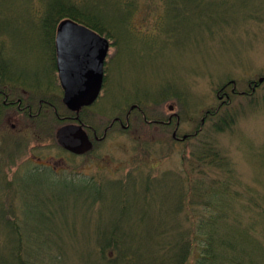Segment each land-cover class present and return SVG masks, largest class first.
<instances>
[{
    "label": "rangeland",
    "instance_id": "1",
    "mask_svg": "<svg viewBox=\"0 0 264 264\" xmlns=\"http://www.w3.org/2000/svg\"><path fill=\"white\" fill-rule=\"evenodd\" d=\"M30 1L0 0L3 34L0 37L10 58L7 65L19 72L18 79L34 76L43 84L50 81L51 99L57 100L61 91L56 85V72L52 70L51 39L38 25L39 14L52 0H32V4ZM92 1L104 4V0ZM86 4L92 6L94 2ZM108 8L113 46L105 64L104 89L90 110L100 135L105 128L101 124L107 126V120L120 118L122 113L125 122L126 112L134 105L141 110V113L133 112L134 119L144 116L151 122L167 120L177 114L180 138L195 134L199 128L202 131L196 133L194 139L176 143L172 139L175 120L173 128L163 130L147 124L142 117L140 124L134 121L131 131L123 133L113 129L104 141L96 143L97 151L90 158L98 162V167L90 158L65 157L61 173L75 177L76 172H80V176L96 177L98 185L107 180L104 185L113 184L104 190L102 205L93 200L92 194L85 193L81 185L70 186L64 181L52 183L39 174L27 173L22 185L30 194L27 203L32 206V214L47 212L43 202L53 203L51 207L58 212L55 228L48 233L51 239L43 244V248H49L61 259L58 264H100L98 250L106 237L104 234H109L116 226L128 237L125 241L136 250V257L139 250L141 264H147V258L150 259L151 251L155 253L154 247L159 242L167 237L178 238V226L183 224L184 216H188L186 208L182 215L175 209L181 198V183L187 186L182 161L196 150L197 137L206 136L208 144L221 152L229 166L207 168L206 173L199 175L196 171L189 172L191 184L196 179L204 182H210L211 178L225 179L233 170V175L239 176L245 185L264 189V83L252 92L254 83L264 78V0H128L126 6L119 0H110ZM120 8L124 11L121 18ZM130 11H134L132 16H126ZM121 19L127 20L120 24ZM231 82L236 84L239 94L236 97L230 93ZM225 86L224 94L228 97L220 99ZM21 89L33 91L27 87ZM171 106L173 111H170ZM227 109L237 115L236 123L230 130L217 133L214 125L219 119L207 117L208 113L223 114ZM5 139L20 146L4 152V160L14 166L3 170L2 175L18 171L21 177L28 166L39 167V171L42 166L37 158L50 166L49 171L61 166L57 165L64 155L53 137L39 143L31 136ZM6 146L3 144L2 151ZM31 157L35 163L29 162ZM128 176L132 178L127 181L134 178L136 181L126 187L124 199L128 200L130 209L122 215L120 188L113 182ZM51 177L56 179L57 176ZM145 181L153 187V197L146 199ZM12 185L14 183H9L8 179L0 183V209L5 219L13 218L12 210L14 218L19 220L23 210L20 190ZM194 211L192 205L193 214ZM121 215L124 220L118 219ZM158 226H166L169 232L154 231ZM8 245L12 244L6 240V232L0 225V253ZM107 253L114 257L111 249Z\"/></svg>",
    "mask_w": 264,
    "mask_h": 264
},
{
    "label": "trees",
    "instance_id": "2",
    "mask_svg": "<svg viewBox=\"0 0 264 264\" xmlns=\"http://www.w3.org/2000/svg\"><path fill=\"white\" fill-rule=\"evenodd\" d=\"M109 1L104 0L103 5L92 1L94 4L90 6L86 3H92L91 0L90 2L88 0H52L39 14L38 25L45 36L53 40L59 22L72 19L110 39L112 36L108 24L111 17ZM30 2L32 4L34 1ZM119 2L122 6H126L128 0H119ZM123 12L120 8V18L123 17ZM132 12L134 11L126 12V16L129 17ZM112 20L111 18V24ZM122 20L120 24L127 19ZM1 38L0 62L7 63L10 58ZM57 112L59 113L58 110ZM235 116L237 117L230 112V109L223 114L212 111L210 117L219 119L214 125V131L224 133L230 130L236 123ZM53 121H55L54 118ZM50 123L52 125L51 121ZM203 136L201 139L197 137L196 150L191 156H184L182 161L184 173L187 176L185 177L187 186L181 183V198L175 205V209L182 215L186 208L188 216H184L183 224L180 223L178 226V238L177 236L174 239L167 237V240L159 242L154 247L155 253L151 251L150 259L147 258V264H264V189L259 190L245 185L239 176L236 178L233 175V170L229 171V176L225 179L211 178L210 182L196 179L192 184L191 180L188 181L189 172L196 171L195 173L199 175L206 173L207 168L219 169L229 166L221 152L210 143L208 144L206 136ZM186 187L188 189L184 192ZM17 189L20 190V202L23 206L21 218L19 220L14 218L15 213L11 210L13 218L5 219L0 209V225L6 232V240L12 244L5 246L4 252L0 253V264L60 263L61 259L56 257L49 248H43V244H48L51 239L48 233L54 230L53 225L58 217V212L51 207L53 203L47 205V202H43L48 208L47 212L39 213V215L37 212V216H34L32 206L30 207L27 203V197L30 194L27 193L26 187L19 185ZM152 189L153 187L146 184L145 199L153 197ZM119 192L123 200L120 202L119 210L123 215L130 208H127L128 200L124 199L126 188ZM98 196L99 200H95L102 205V201H105L103 192L98 191ZM192 205L195 209L194 214ZM122 215L119 216V220H124ZM33 219H35V225ZM31 222L34 226L30 225ZM118 228L119 226H116L109 234H104L106 237L98 250L100 259L98 263L141 264L138 260L139 250L136 257V250H133L125 241L128 237ZM154 231L164 234L169 232L166 226H158ZM16 241L17 244H15ZM110 249L115 253L114 257L112 254L108 255L107 251Z\"/></svg>",
    "mask_w": 264,
    "mask_h": 264
},
{
    "label": "flooded vegetation",
    "instance_id": "3",
    "mask_svg": "<svg viewBox=\"0 0 264 264\" xmlns=\"http://www.w3.org/2000/svg\"><path fill=\"white\" fill-rule=\"evenodd\" d=\"M54 64L56 68V59ZM54 70L56 72V69ZM18 73H19L18 71L9 68L8 65L4 66L2 61L0 62V140L6 137H17L19 135V136H28V137L31 136L33 138L35 137V140L39 142L40 140H43L45 138H48V136H50V130H51V124L49 120L50 109L54 110L56 109V106H59L63 103V90L60 85L57 73L55 74V77L57 79L56 85L59 87L62 96V98L60 96H56L57 100L51 99L52 95L50 94V89L52 90L53 86L50 81L46 83L43 80V78H41L42 81L46 83L43 84L39 79H35L34 76L30 78L25 77V79H18ZM22 76H26V75H22ZM27 81H32V84H25V82ZM22 87L31 88L33 91L28 92L22 90L21 89ZM39 88H43L42 91L38 92ZM45 88L48 89L44 90ZM220 94L225 95V96L220 95L219 96L220 99H222L223 97H228L227 94H224V91H221ZM93 106L83 108L80 111L78 117L76 115L74 117H69V120H75V122L81 123L85 128L86 132L88 133V135L90 136L91 140L93 141H97L101 143L104 140V137L112 129L118 128L123 133H127L133 129L134 121H138L139 124L141 123L140 121L142 117H143V121L146 122L147 124L157 125L158 129L164 128L165 130L173 128L172 126L175 120V128H173L172 131L173 141L177 143H185L188 140V138L184 140L183 139L184 137L180 138L179 136V119L169 117L167 118V120L156 119V120H152L151 122L146 120L144 116H142L141 118L137 116L136 117L137 119H134V114H133L134 111H139L141 113V110L136 105L131 106L129 112L128 111H127L128 113L126 112L125 122L123 121L122 118L119 117L112 119L111 122L107 126H105L104 136L101 138L98 136L97 129L95 127L96 118L94 114L90 112ZM81 116H83L85 122L84 120L80 119ZM59 151L62 155H64L63 158L62 157L60 158L59 164L57 165V166L60 165L61 166L55 169L56 172L53 170L54 173L58 175L57 179H59V181L61 182L68 181L70 183H74V181H77L79 183H82L86 188H98L100 186V184L98 185V179L96 177L94 178V176L91 178L88 177L86 174H81L80 176V172H76L74 179V177L72 175H69L68 173H61L62 171H64L63 170L64 165L62 163L63 161L65 162V157L69 156V158L73 157L75 160H80V159L85 160L90 158V155H93L94 152L97 151L95 147L90 152L83 154L81 156L73 155L68 151L62 149ZM33 159L34 158L31 157L30 161L32 160L33 162H35ZM90 159L92 164L98 167V162L93 158ZM37 160L43 162L42 159L37 158ZM41 165L48 168L50 167L46 164H41ZM131 178H132L131 176H128L127 178H124L116 182L118 184L120 183L124 185L125 182ZM134 179H132L131 181H127L126 185L131 183Z\"/></svg>",
    "mask_w": 264,
    "mask_h": 264
},
{
    "label": "water",
    "instance_id": "4",
    "mask_svg": "<svg viewBox=\"0 0 264 264\" xmlns=\"http://www.w3.org/2000/svg\"><path fill=\"white\" fill-rule=\"evenodd\" d=\"M109 48L106 38L82 24L72 20L59 24L56 36L57 68L64 89V103L70 110L79 111L98 98ZM263 81L261 79L260 83ZM57 141L76 154L92 148L86 133L77 126L60 129Z\"/></svg>",
    "mask_w": 264,
    "mask_h": 264
}]
</instances>
